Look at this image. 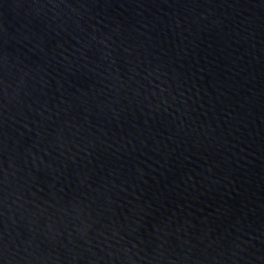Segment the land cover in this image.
Listing matches in <instances>:
<instances>
[{
  "label": "water",
  "instance_id": "1",
  "mask_svg": "<svg viewBox=\"0 0 264 264\" xmlns=\"http://www.w3.org/2000/svg\"><path fill=\"white\" fill-rule=\"evenodd\" d=\"M0 264H264V0H0Z\"/></svg>",
  "mask_w": 264,
  "mask_h": 264
}]
</instances>
